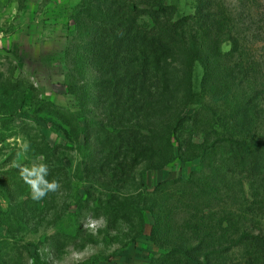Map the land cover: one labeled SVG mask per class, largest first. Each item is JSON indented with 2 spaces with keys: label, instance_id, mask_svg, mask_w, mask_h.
<instances>
[{
  "label": "rangeland",
  "instance_id": "374dc122",
  "mask_svg": "<svg viewBox=\"0 0 264 264\" xmlns=\"http://www.w3.org/2000/svg\"><path fill=\"white\" fill-rule=\"evenodd\" d=\"M131 1L166 31L183 80L166 97L171 116L126 124L105 118L102 75L81 50L94 36L85 12L107 14L101 2L0 0V264H194L187 251L250 264L264 253V0ZM99 124L154 137V158L120 183L95 176ZM42 137L68 180L44 198Z\"/></svg>",
  "mask_w": 264,
  "mask_h": 264
},
{
  "label": "trees",
  "instance_id": "16d2710c",
  "mask_svg": "<svg viewBox=\"0 0 264 264\" xmlns=\"http://www.w3.org/2000/svg\"><path fill=\"white\" fill-rule=\"evenodd\" d=\"M100 2L108 13L99 14L96 10L85 12L94 36L82 45L81 50L92 58L102 75L96 91L105 118L112 121L126 118L125 123L130 124L171 116L174 109L166 105L170 102L166 97L172 98L178 92L183 78L174 67V47L168 42L166 31L147 25L142 19V12L131 0H97V3ZM122 87L126 88L125 96ZM88 136L93 138L97 147V156L90 157L94 175L108 174L109 171L112 182L120 183L127 176L130 178L140 160L154 158L155 152L150 146L155 138L145 141L136 130L122 137L108 130L104 124H99L89 129ZM143 142H147L148 146H143ZM37 146L39 154L45 159V167L37 177L38 195L44 198L47 190L53 191L57 186V178L64 185H68V180L65 171L55 165L56 147H52L44 137L37 141ZM162 151L165 154L156 158L163 164L172 162L173 144L169 139H166ZM96 163L99 165L93 166ZM20 178V185L31 180L28 176ZM14 182L17 185L15 178ZM117 212L114 210L110 214L116 217ZM256 243L264 246V240H256ZM185 255L189 262L201 264L189 256V251ZM250 264H264V253L252 259Z\"/></svg>",
  "mask_w": 264,
  "mask_h": 264
},
{
  "label": "clouds",
  "instance_id": "9594fccd",
  "mask_svg": "<svg viewBox=\"0 0 264 264\" xmlns=\"http://www.w3.org/2000/svg\"><path fill=\"white\" fill-rule=\"evenodd\" d=\"M50 187H52V186H50Z\"/></svg>",
  "mask_w": 264,
  "mask_h": 264
}]
</instances>
